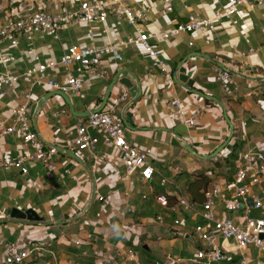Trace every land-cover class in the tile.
<instances>
[{
    "label": "crops",
    "instance_id": "obj_1",
    "mask_svg": "<svg viewBox=\"0 0 264 264\" xmlns=\"http://www.w3.org/2000/svg\"><path fill=\"white\" fill-rule=\"evenodd\" d=\"M155 4L147 28L149 32L157 34L174 28L190 14L212 16L218 8L210 0H180L172 15L162 16L158 13V3ZM238 20L236 26L229 21L219 23L217 31L212 34L175 38L158 35L152 39L173 74L179 62L191 52L211 54L219 62L227 58L226 66L238 69L245 75L248 73L243 70L244 67L257 69V74L248 75L253 80L233 75V82L239 91L226 95L221 89L218 67L214 62L192 58L185 65L188 76L195 81V89L222 101L235 127L231 143L212 161L194 157L183 148V143L185 140L205 156L220 147L230 133L222 108L214 102L206 104L204 98L178 84L173 90L166 89L160 70L153 68L151 61L136 47L123 51V61L107 59L103 75L97 72L84 75L85 101L71 94L70 97L78 112L97 108L114 76L120 70H127L121 78L131 80L134 85L140 84L142 89L141 97L128 109L139 130H127V138L150 155L157 171L151 182H143L137 177L136 185L131 187L123 179L120 152L102 142L95 156L78 153L71 144V132L83 119L73 117L60 97L48 100L41 109L38 115L40 133L47 142L78 153L94 173L97 193L105 197L112 195V205L105 206L95 199L83 214L93 185L81 165L51 149L50 162L30 164L29 173L24 175L7 164L16 158L22 148V139L17 135L0 136V212L4 216L0 220H8L15 208L23 212L34 209L44 223L54 224L13 222L0 225V264L4 263L7 244L31 242L38 243L47 251L56 252L59 264H103L105 260L111 264H135L125 255L128 249L136 251L141 264H192L190 260L197 251L193 229L200 219L192 213L184 214L185 225L175 228L171 214L156 203L154 196L167 193L177 197L180 191L190 198L187 186L195 174L208 173L212 180L210 186L213 183L223 184L231 180L242 165L246 149L264 152V80H255L264 78V7L246 6L239 12ZM89 27L81 24L63 32L60 42L48 35L36 36L33 42L23 41L21 49L15 54L14 71L24 75L28 68L34 66L33 57L37 54L44 61L58 60L71 44L86 46L93 41L98 44L115 43L134 32L127 24L117 26L113 18L109 19L106 36L101 34L99 28L96 36H88ZM191 42L195 43L193 47L190 46ZM46 78L65 82L60 67L48 72ZM31 80L23 76L8 96L0 95V130L12 123V109L31 89ZM124 89L117 84L108 104H112ZM48 92L51 91L45 87L36 88L33 98L37 102ZM175 95L184 102L187 115L195 118L194 127L189 128L172 113L169 102ZM131 101L130 97L119 110L121 116ZM232 158L235 163L233 168L223 176L215 175L220 170L217 164L222 159L229 162ZM163 179L167 182L165 185L162 184ZM143 195L148 198L143 199ZM129 206L134 209L132 213L128 211ZM219 211L223 217L236 216L221 205ZM66 215L70 217L68 223L61 224L66 222ZM157 215H163L164 221L158 223L155 220ZM253 215L258 217L262 214L254 212ZM75 217L79 218L74 220ZM219 244L225 260L217 264H241L242 254H246L254 264H262L260 253L254 248L240 252L232 241L220 239Z\"/></svg>",
    "mask_w": 264,
    "mask_h": 264
},
{
    "label": "built area",
    "instance_id": "obj_2",
    "mask_svg": "<svg viewBox=\"0 0 264 264\" xmlns=\"http://www.w3.org/2000/svg\"><path fill=\"white\" fill-rule=\"evenodd\" d=\"M210 1L218 6L212 16L198 17L190 14L174 28L157 34L149 32L147 28L156 8L155 3L159 5L160 15L169 16L175 12L180 0H83L77 8L62 11L47 10L39 6L36 0H10L11 14L5 22L0 23V95L8 96L19 85L23 76L32 80L31 89L12 109V123L0 130V136L17 135L22 139V148L16 158L7 163L8 166L20 170L25 175L29 173L30 164L48 163L52 160L51 148L39 139L33 128L31 108L36 103L33 98L36 88L45 87L50 91H62L85 101L84 75L91 72L103 75L107 59L123 61V51L136 47L140 48L143 56L151 61L153 68L160 70L165 88L173 90L176 86L174 74L152 39L158 35L175 38L194 34H212L223 21H229L233 26L238 25V14L242 8L264 7V0ZM110 18L115 20L117 26L122 27L127 24L134 32L115 43L98 44L93 41L86 46L71 44L62 52L58 60L44 61L37 54L33 57L34 66L28 68L24 75L14 71L15 54L21 49L23 41L33 42L36 36L48 35L60 42L63 32L81 24L90 26L87 30L90 37L96 36L97 28L106 36ZM194 45V42L190 43L191 47ZM58 67L63 70L65 82L46 78L48 72ZM218 80L226 95H233L239 91V87L233 82L232 73L218 68ZM129 99L130 93L124 89L121 95L112 104H108L101 113L83 119L71 132V144L78 153H87L90 156L97 154L101 142L118 150L123 165V179L134 187L137 177L143 182H151L157 171L148 152L132 144L127 138V128L119 110ZM169 106L172 113L186 126L189 128L195 126V118L187 115L186 106L178 96L175 95L171 99ZM166 183L163 179L162 184ZM170 197L174 196L158 193L154 199L160 207L171 214L175 228L185 225L184 214L192 213L200 219L193 229V234L197 237V251L190 260L192 264L223 262L225 254L219 244L220 239L232 241L240 252H245L249 248L258 250L264 264V152L246 149L242 165L233 178L223 184L213 183L205 191L203 203L194 202L180 191L175 197V203L171 204ZM147 198V195H143V199ZM96 199L105 206L113 204L112 195L105 197L97 193ZM251 199L254 203L253 207L248 204ZM219 205L236 216L223 217ZM128 211L132 213L133 207L129 206ZM254 212H261L262 215L255 217ZM0 219H4L2 212ZM164 219L163 215H157L155 218L158 223L163 222ZM76 244L80 245L79 242ZM125 255L135 264H141L135 250L128 249ZM34 261H39L41 264H59L56 252L47 251L38 243L6 245L3 264H29ZM103 264H111V262L105 260ZM241 264L254 263L246 254H242Z\"/></svg>",
    "mask_w": 264,
    "mask_h": 264
},
{
    "label": "water",
    "instance_id": "obj_3",
    "mask_svg": "<svg viewBox=\"0 0 264 264\" xmlns=\"http://www.w3.org/2000/svg\"><path fill=\"white\" fill-rule=\"evenodd\" d=\"M192 58H205L207 60L214 62V64L218 68L225 70V71H228V72L232 73L233 75L240 76V77H243L246 79H252L253 80L254 78H250L248 75L250 73L257 74V69L251 68L249 66L244 67L243 70L246 73H248V75H245L242 72H240L238 69H234V68H230V67L226 66V63L228 62L227 58L224 59L223 62H219L218 60L215 59V57L213 55L201 53V52H191L185 58H183L179 62V64L177 65L176 72L174 74L176 84L187 88L191 93H194V94L201 96L202 98L205 99L206 104H209L212 102L218 104L222 108L223 113H224V118L229 125L230 133H229L227 140L220 147H218L213 153H211L209 155L205 156V155L199 154L197 151H195L191 147V145L188 142H186L184 140L183 148L185 150H187L190 154H192L194 157H196L200 160H203V161H212L221 152H223L228 147V145L231 143V141L233 140V138L235 136V127H234L233 122L231 121V119L229 117L227 108L222 101L218 100L215 97L205 95V94H203V93H201L195 89V87H194L195 81L188 76L187 68L185 67L186 63ZM124 73H127V70H120L114 76L113 80L111 81V83L109 84L108 88L105 91V94L103 96V99H102L100 105L97 108L88 109V110H85L83 112H78V111H76V108L73 104V101H72L70 95H68L62 91L48 92L42 98H40L36 103H34L32 105V108H31V118H32V122H33V128H34L35 132L37 133L39 139L47 147L55 150L58 153L66 155L67 157L73 159L76 163L81 165L86 170V172L88 173V175L91 179V182L93 185L92 194H91L89 203H88L86 209L84 210L83 214H85L90 209V207L92 206V204L95 201L96 196H97V182H96L94 173L91 170L90 166L85 162V160L75 151L63 148L61 146H58L56 144H53L51 142H47L46 140H44V138L42 137L40 130H39L38 115H39L41 109L43 108V106L48 102V100H50L54 97H60L61 99H63L65 104L70 109V112H71L73 117L79 118V119H87L91 115L101 113L107 107L114 87L117 84H120L125 89L128 90V92L130 93V97L132 99L131 103L129 105H127L123 110V113H122L123 122H124L127 130H131V131L139 130V128L135 127V122L133 121V115L131 112H128V109H129L131 104L135 103L141 97V95H142L141 85L140 84L134 85L131 80H129L127 78H121V75ZM255 80L262 81V80H264V78H258ZM177 137L180 140H183L180 136L177 135ZM248 204L250 207H253L254 206L253 200L252 199L249 200ZM242 208H243V206H242ZM78 218L79 217H75L74 220H76ZM65 219H66V222L61 223V224L68 223V221L70 219L69 215H66ZM13 222L21 223V224H27V225H38V224L44 223V219L41 216H39V214L34 209H29V210L23 212L20 209L15 208V209H13V211L10 215V218L8 220H0V225L9 224V223H13ZM44 224L45 225H54L53 223H44Z\"/></svg>",
    "mask_w": 264,
    "mask_h": 264
},
{
    "label": "rangeland",
    "instance_id": "obj_4",
    "mask_svg": "<svg viewBox=\"0 0 264 264\" xmlns=\"http://www.w3.org/2000/svg\"><path fill=\"white\" fill-rule=\"evenodd\" d=\"M38 5L51 11H62L67 9L77 8L79 3L83 0H36ZM12 5L10 0H0V23H3L11 14ZM63 34V33H62ZM78 101V99L75 98ZM80 153V152H79ZM82 154V153H80ZM234 159L232 158L229 162H225L224 159L221 160V163L217 166L218 173L215 175L223 176L225 173L229 172L230 169L234 166ZM195 240L197 237L194 235Z\"/></svg>",
    "mask_w": 264,
    "mask_h": 264
},
{
    "label": "trees",
    "instance_id": "obj_5",
    "mask_svg": "<svg viewBox=\"0 0 264 264\" xmlns=\"http://www.w3.org/2000/svg\"><path fill=\"white\" fill-rule=\"evenodd\" d=\"M219 163L217 164V166ZM212 180L208 173L195 174L193 180H191L187 186V191L190 198L197 203L204 202V193L209 188ZM171 204L176 202L175 197H170Z\"/></svg>",
    "mask_w": 264,
    "mask_h": 264
}]
</instances>
